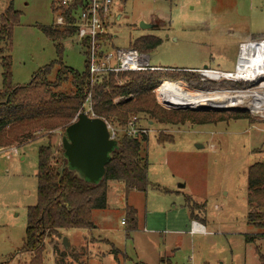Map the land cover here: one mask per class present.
Returning <instances> with one entry per match:
<instances>
[{"label":"rangeland","instance_id":"obj_1","mask_svg":"<svg viewBox=\"0 0 264 264\" xmlns=\"http://www.w3.org/2000/svg\"><path fill=\"white\" fill-rule=\"evenodd\" d=\"M11 1L21 18L13 29L12 49L6 42L2 46L13 58V84L25 85L57 58L55 42L40 29L57 26L52 6L57 1L0 0V26ZM113 9L115 22L108 28L112 46L129 47L143 36L161 40L147 52L152 66L193 70L207 65L234 72L241 44L264 40V0H123ZM154 17L159 28L141 27V21ZM62 45L65 65L83 72L86 55L76 37ZM2 71L0 55V87ZM192 73L194 78L181 80L198 91L254 92L264 84V76L254 83L201 81L198 72ZM69 87L68 82L62 89ZM202 105L216 106L201 113L214 112L213 117L221 120L205 124L143 120L150 129L141 148L148 163L147 189L126 192L122 182L109 181L107 207L92 210L94 226L49 236L43 264H259L264 239L254 235L264 229L248 222V175L253 163L264 160V108L255 112L249 101L223 107L210 96ZM240 112L249 117H231ZM63 133L56 130L49 138L39 132L34 140L0 147V264L30 263L31 254L19 250L28 207L38 201V148L49 139L60 146ZM160 136L172 141L160 142ZM192 210L205 230L193 231ZM247 235L255 240L248 241ZM65 237L68 248L63 245Z\"/></svg>","mask_w":264,"mask_h":264},{"label":"trees","instance_id":"obj_2","mask_svg":"<svg viewBox=\"0 0 264 264\" xmlns=\"http://www.w3.org/2000/svg\"><path fill=\"white\" fill-rule=\"evenodd\" d=\"M52 6L58 12L55 1ZM63 12L66 24L56 27L40 26L44 34L55 42L57 58L34 73L31 81L25 85L13 84V58L5 54L2 46L6 42L9 50L12 49L13 29L20 23L21 12L11 1L1 15L0 55L3 71L0 87V147L34 140L39 132L49 138L56 130L64 132L85 104L89 93L92 96L93 111L118 126L125 125L133 115L159 124H184L188 120L205 124L221 120L213 117L214 112L168 110L157 103L154 89L162 80L192 79L196 76L192 72L146 70L110 73L91 85L87 65L83 72H79L63 62L62 41L74 38L78 33L72 9L64 8ZM160 42L158 37L143 36L136 39L132 46L147 53ZM55 68L57 74L50 79ZM68 82L70 87L64 91L62 87ZM246 116L249 117L240 112L231 117ZM146 139L147 137H120L119 145L106 165L105 176L96 185L82 179L71 169L62 143L57 147L49 139L39 146L38 201L36 205L28 207L26 236L19 250V253L31 254L29 264H43L46 239L49 236L60 235L63 229L94 226L91 213L93 209L107 207L109 181L122 182L126 192L147 189L148 163L141 155L142 140ZM167 140L172 141V137H159L160 142ZM248 182V222L264 229V160L256 161L250 166ZM194 206L200 207L198 204ZM193 212L192 210V220L204 225ZM254 236L264 239V232ZM254 236L247 235V240H255ZM258 254L259 264H264V253L258 250Z\"/></svg>","mask_w":264,"mask_h":264},{"label":"built area","instance_id":"obj_3","mask_svg":"<svg viewBox=\"0 0 264 264\" xmlns=\"http://www.w3.org/2000/svg\"><path fill=\"white\" fill-rule=\"evenodd\" d=\"M58 12L56 24L62 26L66 24V16L63 9H72L74 25L78 28L76 35L77 42L83 47L86 55V65L89 71L91 85L107 74L122 73L126 71H174L176 69L152 66L147 53L141 52L134 46L114 47L112 46V35L108 28L111 22H115L116 13L113 6L116 2L123 0H56ZM119 16V15H118ZM117 16V19H119ZM113 18V19H112ZM264 41V40H262ZM260 42V41H259ZM256 43V42H255ZM249 43H242L240 49ZM188 72H198L201 81L225 79L226 71L211 68L183 70ZM228 79V78H226ZM240 81L239 79H233ZM179 86L187 94L209 95L213 91L193 88L184 80H162L154 89L157 102L165 109H188L192 107L179 106ZM195 109V108H194ZM85 112L90 117L98 116L92 108V96L89 93L85 104L78 113ZM103 118V117H101ZM108 127L111 139L118 140L126 136L135 139H142L148 136L149 128L142 123L143 119L139 115L131 116L125 125L118 126L103 118ZM193 221V231L202 230L200 223ZM205 230V227H204Z\"/></svg>","mask_w":264,"mask_h":264},{"label":"water","instance_id":"obj_4","mask_svg":"<svg viewBox=\"0 0 264 264\" xmlns=\"http://www.w3.org/2000/svg\"><path fill=\"white\" fill-rule=\"evenodd\" d=\"M140 25L145 29L154 27L152 23L144 20ZM212 108L202 105L199 109ZM118 145V140L110 138L106 121L101 117H90L85 112L78 113L62 135V147L69 166L92 185L98 184L104 178L106 165ZM63 245L69 247L67 237L64 238Z\"/></svg>","mask_w":264,"mask_h":264},{"label":"bare ground","instance_id":"obj_5","mask_svg":"<svg viewBox=\"0 0 264 264\" xmlns=\"http://www.w3.org/2000/svg\"><path fill=\"white\" fill-rule=\"evenodd\" d=\"M261 76H264V41L253 42L243 46L240 51L237 70L225 74L228 79L247 80L251 83L256 82ZM259 89L261 91L235 92L227 90L223 92L213 91L209 95L200 93L191 95L185 93L179 86V99L177 98V100H179V106L193 108L201 107L200 105L204 103L207 96L215 99L223 107H234L237 104L249 101L253 111L257 112L259 109L264 108V84H261ZM213 108L217 107L214 106ZM199 226L204 230L203 225L200 224Z\"/></svg>","mask_w":264,"mask_h":264},{"label":"flooded vegetation","instance_id":"obj_6","mask_svg":"<svg viewBox=\"0 0 264 264\" xmlns=\"http://www.w3.org/2000/svg\"><path fill=\"white\" fill-rule=\"evenodd\" d=\"M118 18H120V16H118ZM149 23H152L154 25V27L159 28V24H158L159 22H158V19L156 17L152 18L151 22H149Z\"/></svg>","mask_w":264,"mask_h":264},{"label":"crops","instance_id":"obj_7","mask_svg":"<svg viewBox=\"0 0 264 264\" xmlns=\"http://www.w3.org/2000/svg\"><path fill=\"white\" fill-rule=\"evenodd\" d=\"M201 224V223H200ZM202 225V224H201ZM204 226V225H203ZM205 227V226H204ZM260 252H261V250H259ZM261 253H263V252H261Z\"/></svg>","mask_w":264,"mask_h":264}]
</instances>
